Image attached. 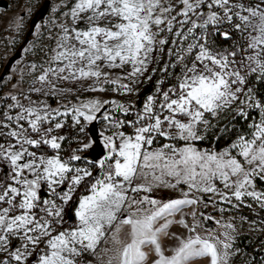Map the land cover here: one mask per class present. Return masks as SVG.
Instances as JSON below:
<instances>
[{
  "label": "snow or ice",
  "instance_id": "1",
  "mask_svg": "<svg viewBox=\"0 0 264 264\" xmlns=\"http://www.w3.org/2000/svg\"><path fill=\"white\" fill-rule=\"evenodd\" d=\"M63 16L30 91L130 95L141 77L162 78L139 109L115 99L53 109L28 95L0 104V264H229L234 224L199 209L264 210V0H74ZM69 116L84 136L64 149ZM229 117L248 131L221 151L197 146L228 132ZM101 119L92 158L89 126Z\"/></svg>",
  "mask_w": 264,
  "mask_h": 264
},
{
  "label": "rangeland",
  "instance_id": "2",
  "mask_svg": "<svg viewBox=\"0 0 264 264\" xmlns=\"http://www.w3.org/2000/svg\"><path fill=\"white\" fill-rule=\"evenodd\" d=\"M74 3V0H0V97H5L6 99L0 101L3 105V109H7L8 104H11V95H17L21 103L27 105L29 100L24 97L28 95L31 97L32 101H45L50 105L51 108H59L61 104L68 103L69 100L73 104L79 103L81 101H87L92 99L103 100H118L123 103L134 104L137 109L142 107V103L146 100L149 94H153L155 91V85L157 80L162 78V74L159 73V77L148 81L145 77H141V82L134 85L135 92L130 95H122L117 92L106 91V92H77L76 95H69L66 97H60L55 95L44 96L40 93L30 91L33 86L34 78L41 74V70L38 67L34 72L31 68L33 63L39 65L44 64L46 66V61L48 56L51 54L50 49L55 47V36L58 33L59 25L64 22L63 13L67 12ZM164 35V34H162ZM51 37V38H50ZM167 47V46H166ZM157 64L150 65L149 75L151 74V68H156ZM178 71V69H177ZM120 70H114V73H119ZM126 82V81H125ZM172 82L169 78L166 82L167 86ZM35 87H40L36 84ZM59 87H77V85H67L61 84ZM106 88L111 89L112 85H105ZM79 97V99H78ZM111 107V105H105V108ZM103 111V110H102ZM65 123L71 121V116L67 118L61 117ZM82 119V118H81ZM229 118H223L220 122V127L225 125L231 126L229 123ZM83 122V121H82ZM250 122V121H249ZM215 123V121H214ZM79 126L73 127V131L83 138L84 134L78 132ZM104 128V123L101 120L94 121L92 125L89 126V134L96 138V147L92 153V158H98L103 154L102 146L99 144V132ZM87 131V130H86ZM237 137H235L232 142H230L225 147L216 150L221 151L228 148ZM75 140H66L63 144L64 149L76 146ZM201 149H210L200 147ZM82 155H88L87 153H81ZM218 187L222 188V185ZM260 185H258V188ZM157 198H178L179 191L175 192L171 189L158 188L154 189L151 194ZM211 194L203 195L205 202L208 201ZM213 199H218L213 197ZM248 203H253L248 200ZM217 208L227 207L229 210L223 213L213 210L211 204L207 207L208 214L212 215L216 219H222L224 223L232 222L236 229L232 233L234 237V242L237 236L241 234H247L252 239L261 237L258 240V244L264 242V210H260L253 203L252 208H247L241 206L239 209H231L229 205L217 203ZM188 209H185V212ZM71 214H69V220L71 221ZM241 216L246 219L242 222ZM179 219V216L176 217ZM255 222L254 224L251 222ZM211 226L218 230L217 225L214 223ZM171 233L176 235L185 234V230L179 225H172L170 227ZM172 243L170 240H162L163 245L167 249H171L175 246V241ZM237 254L232 256L229 260V264H249L251 260L250 254L234 245L233 249ZM166 253H170L166 252ZM82 264H87V259L82 261ZM93 264H98L94 261ZM196 264H207L206 260H198ZM260 264H264V259Z\"/></svg>",
  "mask_w": 264,
  "mask_h": 264
},
{
  "label": "trees",
  "instance_id": "3",
  "mask_svg": "<svg viewBox=\"0 0 264 264\" xmlns=\"http://www.w3.org/2000/svg\"><path fill=\"white\" fill-rule=\"evenodd\" d=\"M159 67H161V65H158L156 68ZM157 72L154 77L156 78V80L159 77V73ZM261 90L264 91V86H261ZM253 115L256 114L253 113ZM248 123L249 121L237 118L236 120L231 121V126L227 125V127L229 128L228 132H217L216 135H212L210 133L208 139L199 142L197 146L199 148L204 147L219 150L228 145L230 142H232V140L237 137L240 133L247 132ZM217 136L219 137V139H217ZM257 183L258 185H260L259 182ZM260 239L261 237H257L254 240L247 234H241L235 239L234 245L250 254L251 260L249 261V264H260L261 261L264 259V242L257 245L258 240Z\"/></svg>",
  "mask_w": 264,
  "mask_h": 264
},
{
  "label": "built area",
  "instance_id": "4",
  "mask_svg": "<svg viewBox=\"0 0 264 264\" xmlns=\"http://www.w3.org/2000/svg\"><path fill=\"white\" fill-rule=\"evenodd\" d=\"M60 131H61V134H63L66 137H68V140H72L71 138L73 136H78V134L73 131V127H71V124L69 122L65 123V127L63 129H61ZM174 191L177 192V190H174ZM199 210L205 212L206 214H208L207 208H200ZM190 211H191V209H188V211H186V213L190 212ZM188 222L189 223L192 222L190 216L188 217ZM207 223H210V222H206V224Z\"/></svg>",
  "mask_w": 264,
  "mask_h": 264
},
{
  "label": "crops",
  "instance_id": "5",
  "mask_svg": "<svg viewBox=\"0 0 264 264\" xmlns=\"http://www.w3.org/2000/svg\"><path fill=\"white\" fill-rule=\"evenodd\" d=\"M162 222H163V221H161V223H162ZM169 231L171 232L170 229H169ZM164 239H165V238H163V240H164ZM166 240H168V241L170 240L172 243H174L173 240H171V239L166 238ZM166 254H170V253H166ZM149 264H151V262H149Z\"/></svg>",
  "mask_w": 264,
  "mask_h": 264
}]
</instances>
